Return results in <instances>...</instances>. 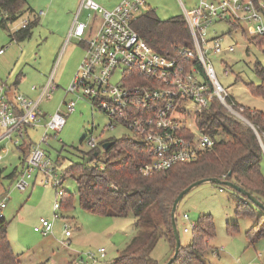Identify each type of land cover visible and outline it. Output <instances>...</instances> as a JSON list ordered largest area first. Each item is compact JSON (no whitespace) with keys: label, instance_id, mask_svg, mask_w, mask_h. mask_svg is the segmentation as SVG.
<instances>
[{"label":"rangeland","instance_id":"1","mask_svg":"<svg viewBox=\"0 0 264 264\" xmlns=\"http://www.w3.org/2000/svg\"><path fill=\"white\" fill-rule=\"evenodd\" d=\"M30 1H34L31 3L33 9L36 11L41 9L45 13L39 17V22L32 28L27 39L9 41L8 29L16 28L20 24V19L7 23L8 29L0 25V47L4 48V52L0 54V79L13 88L16 86L18 93L27 95L30 91L33 92L29 96L35 99L37 90H31V87L42 85L55 65L57 87L51 97L39 105L42 112H49L40 119L38 128L30 131L28 129L33 142H38L44 132L43 125L48 120V114L57 109L65 95L64 89L70 83L81 60L84 46L76 37L66 41L71 25L72 14L69 16V11L75 6L73 14L76 12L79 0H27L28 3ZM95 1L105 8L109 7L107 1ZM196 3L197 0H146L145 9H153L158 18L167 19L174 16L183 17L182 5L191 11ZM88 13L91 15L89 19ZM92 18L94 23L99 22V15L94 12L82 10L79 16L80 20L88 23ZM217 27L224 31L230 30L228 24H219ZM223 40L232 43L234 50L221 52L213 61L221 83L237 104L264 112V98L253 94L248 86L250 83L260 82L254 65L258 62L264 69L262 48L253 43L246 47L248 41L239 31ZM263 40L256 39V42L264 44ZM224 68L229 70L227 75L223 74ZM66 98L76 101L74 111L67 116L61 130L49 131L46 142L40 145L46 155L57 163L56 170L60 172L72 163L87 160L84 154L91 148L87 144V139L91 135L97 140L99 154L98 159L89 164L96 161L101 166L105 158L113 159V150L106 152L102 147L104 142L100 143L101 140L123 137L130 134L129 131L120 126L107 129V117L94 108L88 98H77L73 93L67 94ZM185 108L190 112L186 119L187 126L196 131L193 119L194 104L188 102ZM235 109L240 111L237 106ZM227 112L234 115L228 110ZM25 135L23 133V136ZM228 137L220 132L215 135L217 139ZM261 142L264 148V133L261 135ZM20 143V137L14 134L11 140H0V183L10 192L2 214L7 223V238L13 251L21 257L24 264H69L78 262L79 255L87 251L96 252L102 247L103 256L97 264L110 263L135 234L133 213L129 212L125 216H106L82 209L78 202L76 181L70 176L63 179L62 186L66 192L64 198H69L71 205L68 208L60 205L55 211L54 187L42 184L39 181L40 174L34 178L36 171L32 172L28 188L23 191L13 188L12 175L19 172L22 159V153L18 149ZM262 168L264 170V163ZM4 192L0 194V199L5 195ZM237 195V192L226 185L203 182L193 187L176 206V227L181 245L189 243L190 225L199 215L209 214L213 220L215 235L209 240L208 248L200 255L203 264H264V236L249 244L245 232L253 224V218L234 213ZM183 213L188 215L187 220L183 219ZM40 217L54 218L51 234L41 235L33 230ZM65 224L68 225L69 236L64 235ZM227 224H237L238 229L228 228ZM185 226L189 231L183 230ZM171 251L170 243L162 236L154 246L151 256L155 264H165Z\"/></svg>","mask_w":264,"mask_h":264},{"label":"built area","instance_id":"2","mask_svg":"<svg viewBox=\"0 0 264 264\" xmlns=\"http://www.w3.org/2000/svg\"><path fill=\"white\" fill-rule=\"evenodd\" d=\"M145 8L146 0H119L111 9L95 0H79L66 41L76 37L84 42V55L64 96L73 93L77 98H88L107 117V129L120 126L143 141L149 160L139 170L149 175L193 161L213 147L216 138L212 134L197 126L196 131L187 126L190 112L185 108L186 103L194 104L193 119L214 100L243 118L235 109L237 103L221 83L213 61L221 52L234 50L232 43L223 40L232 33L239 31L248 41L246 47L255 44L254 37L264 36V0H197L191 11L183 8L191 45L177 47L173 55L157 52L135 30L133 21ZM82 10L98 14L99 22L94 23L93 18L89 23L80 20ZM90 17L88 13L87 18ZM27 22L24 19L19 27ZM219 24H228L230 30L219 29ZM228 73L224 68L223 74ZM56 87L55 65L42 85L31 87L37 90L35 99L21 93L10 96L6 82L0 80V140H11L13 134L22 138L27 126L37 125L43 116L39 105L51 97ZM65 97L60 103L62 109L48 114L39 141L30 143L13 181V188L25 190L32 172H40L42 183L54 187V211L60 207L65 193L64 177L40 145L46 142L49 131H60L74 111L76 101ZM87 144L91 148L96 146V138L91 135ZM4 193L0 199V218L9 198L8 191ZM182 217L187 220L188 215L183 213ZM53 219L40 217L33 230L43 235L52 233ZM67 227L65 224V236L70 235ZM183 230L187 232L189 228L185 226ZM103 251L102 247L96 252L87 251L79 255L78 262L69 264H97Z\"/></svg>","mask_w":264,"mask_h":264},{"label":"trees","instance_id":"3","mask_svg":"<svg viewBox=\"0 0 264 264\" xmlns=\"http://www.w3.org/2000/svg\"><path fill=\"white\" fill-rule=\"evenodd\" d=\"M0 11L5 15L1 21L3 28H6V20L15 21L25 12L30 14L24 27L13 31L7 28L10 40L27 39L32 28L39 22L38 16L26 6V0H0ZM133 26L140 37L162 54L173 55L177 47L191 45L188 27L181 16L160 19L153 9H146L136 16ZM256 39L263 40L264 36L254 37L255 45L264 52V44L256 42ZM82 45L85 46V43L82 42ZM254 69L260 82L248 84L249 89L253 94L264 98V69L258 62ZM237 108L240 109L243 120L229 114L218 100L195 114L197 127L214 137L219 132L229 137L216 138L213 147L193 161L143 175L139 168L149 160L147 146L128 134L101 140V144L103 141L111 142L106 152H114L113 159L105 158L101 166L96 161L89 164L98 159L99 146L96 145L85 152L87 160L72 163L60 170L64 178L70 176L75 179L78 202L82 209L106 216L133 213L135 234L108 264H155L151 252L162 236L171 245V256L175 245L171 228V205L177 193L196 179L216 177L230 180L264 204V176L260 168L264 159L260 144L264 133V112L239 104ZM237 193L234 213L253 218V224L245 232L249 244H253L264 236V210ZM65 194L66 192L60 205L68 208L71 205L70 199L64 198ZM227 227L238 229L237 224H227ZM6 228L7 223L1 217L0 264H21L8 242ZM190 232L189 243L180 245L171 264H203L200 255L208 248L209 240L215 235L210 215H199Z\"/></svg>","mask_w":264,"mask_h":264},{"label":"crops","instance_id":"4","mask_svg":"<svg viewBox=\"0 0 264 264\" xmlns=\"http://www.w3.org/2000/svg\"><path fill=\"white\" fill-rule=\"evenodd\" d=\"M74 1V0H73ZM104 1H107V3L106 4H108L109 5V7H106V8H108V9H111L112 7H114L118 2H119V0H104ZM97 2V1H96ZM31 3L33 4L34 3V1H30V3H28L27 2V0H26V6L27 7H29V8H31L32 10H33V12L38 16V18L40 17V16H42V15H44V11H42L41 9H38L37 11L35 10V9H33V7H32V5H31ZM74 3V2H73ZM75 6H72L71 7V9H70V11H69V16L71 15V18H70V20H71V23H72V19H73V11H74V8ZM182 8H185L183 5H182ZM187 10V9H186ZM29 12H25L20 18H18V19H20V23L24 20V19H26V18H30V14H28ZM0 17H1V21L5 18V15H4V13H2L1 11H0ZM18 19H16L15 21H17ZM15 21H7L6 20V28L8 27V25H7V23H12V22H15ZM2 23L0 22V25H1ZM20 26V24L16 27V28H18ZM71 26V25H70ZM11 31H13V29L11 30ZM9 41H11L10 39H9ZM0 49H2V52H0V54H2L3 52H4V48H1L0 47ZM83 55H84V53H83ZM83 55H82V57H83ZM81 57V58H82ZM49 74V73H48ZM47 77H48V75L46 76V79H47ZM45 79V80H46ZM18 80V79H17ZM7 84V83H6ZM7 89H8V93H9V95L10 96H12V95H14V94H16V93H18V91H17V89H16V86H14V88L12 87V85H7ZM32 90V89H31ZM65 90V89H64ZM35 91V90H34ZM32 93L33 92H29V94L30 95H32ZM29 94H27V95H25V96H27V97H29V98H31V99H33L31 96H29ZM67 96V95H66ZM65 96H63V98H64ZM62 98V99H63ZM66 98V97H65ZM61 99V100H62ZM58 108H61L62 109V107H61V105H59L58 107H57V109ZM47 112H49V111H44L43 112V116L41 117V118H43V117H45V115L47 114ZM38 125H39V123L37 124V125H34V126H27L25 129H24V133L26 134L24 137H22V138H20V140H21V143H20V145L18 146V149L20 150V152L22 153V159H23V156L27 153V151H28V149H29V145H30V143H32L33 142V140L31 139V135H30V133H29V131L30 130H32V129H36V128H38ZM44 126V125H43ZM28 129H29V131H28ZM28 138V139H27ZM259 139H260V137H259ZM260 144L262 145V142H261V139H260ZM262 147V149H263V152H264V148H263V145L261 146ZM22 159H21V161H22ZM21 161H20V167H21ZM263 163H264V159H262V161H261V164H260V168H261V171H262V174H263V176H264V170H263V168H262V165H263ZM17 170V169H16ZM38 174H40V179H39V181L42 183V181H41V178H42V175H41V173L40 172H36V174H35V176H34V178H36L37 176H39ZM16 175H17V172L16 173H14L13 175H12V177H13V181H14V179H15V177H16ZM67 177V176H66ZM65 177V178H66ZM64 178V179H65ZM12 181V182H13ZM34 183V182H33ZM32 183V184H33ZM42 184H44V183H42ZM29 186H30V184H29ZM28 186V187H29ZM27 187V188H28ZM4 190H6V191H8V194L10 193L9 192V189L8 188H4V186L0 183V194L1 193H3L4 192ZM5 191V192H6ZM23 191V190H22ZM9 199V198H8ZM55 214V213H54ZM3 218H4V220H5V217L3 216ZM39 222V221H38ZM37 232V231H36ZM39 233V232H38ZM41 234V233H40ZM49 234H51V233H49ZM41 235H43V234H41ZM46 235H48V234H46ZM6 237H7V228H6ZM8 239V238H7ZM8 242H9V240H8ZM9 244H10V242H9ZM10 246H11V244H10ZM11 248H12V246H11ZM12 251H13V248H12ZM14 252V251H13ZM15 253V252H14ZM16 254V253H15ZM17 255V254H16ZM18 256V259H19V261H20V263L21 264H24L22 261H21V257L19 256V255H17Z\"/></svg>","mask_w":264,"mask_h":264},{"label":"water","instance_id":"5","mask_svg":"<svg viewBox=\"0 0 264 264\" xmlns=\"http://www.w3.org/2000/svg\"><path fill=\"white\" fill-rule=\"evenodd\" d=\"M242 119H244V117ZM110 144H111L110 141H106L102 144V147L106 150ZM95 154H97V153L95 152ZM228 174H230V171L228 172ZM203 182H213V183L226 185L227 187L239 192L242 196H244L250 202H252L256 206H258L259 208L264 210V204L261 201H259L249 191H247L246 189L242 188L241 186H239L238 184H236L230 180H227L224 178H216V177H204V178H199V179L192 181L191 183H189L187 186H185L183 189H181L177 193V195L175 196V198L172 202V205H171L170 218H171V228H172V232H173L175 245H174L173 254L169 257V259L167 260V262L165 264H171L173 262V260L175 259L176 255L179 251L180 245H181L178 230L176 227V218H175L176 206L184 195H186L193 187H195V186H197Z\"/></svg>","mask_w":264,"mask_h":264}]
</instances>
